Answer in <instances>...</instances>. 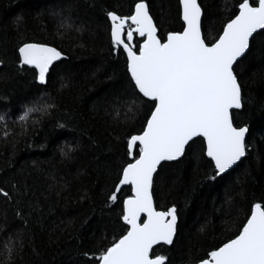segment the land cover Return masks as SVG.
I'll return each mask as SVG.
<instances>
[{
    "label": "trees",
    "instance_id": "16d2710c",
    "mask_svg": "<svg viewBox=\"0 0 264 264\" xmlns=\"http://www.w3.org/2000/svg\"><path fill=\"white\" fill-rule=\"evenodd\" d=\"M146 2L162 35L182 30L177 0ZM200 2L209 25L204 35L212 40L239 0ZM130 3L0 0V59L5 61L0 65V116L4 117L0 182L19 179L21 188L27 185V196L18 207L31 212L24 224L14 214L15 202L0 199V264H86L83 253L97 251L102 235L110 240L113 231L119 230V201L106 206L105 193L125 159L126 137L141 128L148 107L141 102L135 118L125 120L122 102L133 97L125 91L123 55L109 51L105 13L126 14ZM62 22L72 27L60 28ZM259 41L257 36L236 66L245 101L234 116L238 124L249 125L247 156L214 182L205 179L209 169L191 154L158 169L156 206L164 210L175 204L179 212L174 245L155 249L168 256L171 264H188L190 257L202 256L210 245L235 231L251 203H264V47ZM21 42H45L65 52L66 58L56 63L45 85L15 61L14 49ZM43 104L55 107L48 109L49 114L30 113L25 122L17 119L25 107ZM61 146L65 151L75 148L70 159L61 156ZM241 188L243 198L236 195ZM128 192L124 188L119 195L122 198ZM228 196L237 203L224 216ZM29 201L32 208L27 207ZM237 208L241 209L238 214ZM222 218L227 220L226 227L221 225Z\"/></svg>",
    "mask_w": 264,
    "mask_h": 264
},
{
    "label": "snow or ice",
    "instance_id": "6c2138e0",
    "mask_svg": "<svg viewBox=\"0 0 264 264\" xmlns=\"http://www.w3.org/2000/svg\"><path fill=\"white\" fill-rule=\"evenodd\" d=\"M177 16L182 30L162 35L146 0H131L126 14L105 13L109 51L123 55L125 91L133 97L122 102L125 120L135 118L141 102L148 111L141 128L127 135L125 159L105 193L106 206L119 201V230L113 231L110 240L102 235L97 251L83 253L86 264H171L168 256L155 251L174 245L179 234L177 206L161 210L154 199L162 162L179 163L191 154L209 169L205 179L214 182L237 167L251 147L249 125L238 124L234 116L245 101L236 66L251 51L257 36L264 47V0H239L212 40L204 35L209 25L200 0H177ZM59 27L72 25L62 22ZM14 54L21 69L31 70L41 85L47 83L56 63L66 58L62 49L45 42H21ZM4 63L0 59V65ZM54 107H25L17 119L25 122L30 113L49 114L48 109ZM21 128L23 134V123ZM74 150L65 151L61 146L60 154L70 159ZM21 183L19 179L0 182L9 185L0 186V199L15 202V216L27 224L31 212L18 206L27 196L28 186L21 188ZM124 188L129 192L121 198ZM236 195L243 198V188ZM236 203L232 196L227 197L224 216L231 214ZM27 207L32 208L31 201ZM240 211L236 209L237 214ZM221 225L226 227L227 220L222 218ZM200 231H204L203 225ZM188 264H264V203H251L235 231L210 245L202 256L190 257Z\"/></svg>",
    "mask_w": 264,
    "mask_h": 264
},
{
    "label": "water",
    "instance_id": "95a60500",
    "mask_svg": "<svg viewBox=\"0 0 264 264\" xmlns=\"http://www.w3.org/2000/svg\"><path fill=\"white\" fill-rule=\"evenodd\" d=\"M170 162H175V161H165V162H162V164H163V163H170Z\"/></svg>",
    "mask_w": 264,
    "mask_h": 264
}]
</instances>
